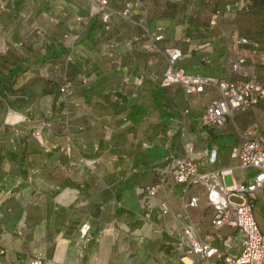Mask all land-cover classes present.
<instances>
[{
  "label": "crops",
  "instance_id": "crops-1",
  "mask_svg": "<svg viewBox=\"0 0 264 264\" xmlns=\"http://www.w3.org/2000/svg\"><path fill=\"white\" fill-rule=\"evenodd\" d=\"M131 1L129 18L110 17L107 35L118 53H101L105 34L92 17L65 65L72 83L66 96L58 92L55 76L65 54L59 38L78 28L74 14L86 13L83 3L14 0L0 11V192L15 184L0 204V264H27L35 251L40 264H226L217 254L193 257L175 247L178 226L188 222L222 252L239 251L235 227L211 226L203 185L190 184L183 192L182 184L167 179L153 195L144 188L167 163V152L215 148L213 162L204 153L196 158L198 170L234 169L228 150L238 139L237 126H256L251 116L261 115L264 103L232 110L219 127L201 125L198 116L215 90L185 94L179 84L160 86L150 78L135 89L137 75L159 72L164 57L154 52L148 62V53L126 50L122 42L140 29L135 19L145 9L148 30L163 26L162 43L190 34L176 66L222 77L240 52L264 76V36L254 48L233 43L235 15L215 16L202 0ZM122 3L109 1L114 8ZM8 41L20 43L4 49ZM203 54L207 63L200 60ZM67 139L69 146L60 150ZM41 144L51 147L44 151ZM190 196L195 202L183 207ZM161 200L168 207L164 214L158 212ZM82 222L89 225L84 236L78 230Z\"/></svg>",
  "mask_w": 264,
  "mask_h": 264
},
{
  "label": "built area",
  "instance_id": "built-area-1",
  "mask_svg": "<svg viewBox=\"0 0 264 264\" xmlns=\"http://www.w3.org/2000/svg\"><path fill=\"white\" fill-rule=\"evenodd\" d=\"M12 1L14 0H0V11L8 10ZM79 1L83 3L86 13L74 14L78 28L64 30L59 38V42L65 49V54L59 62L61 64H58L63 68L60 83L57 86V90L62 96L68 95L72 90L71 80L65 75V65L72 58L75 46L82 38L92 17L98 18L105 34L99 43L101 53L107 55L118 53L120 50L117 47V42L107 35L110 17L113 14H118L129 18V10L134 4L131 0H123L119 8H114L109 4L110 0ZM250 7V0H223L220 8L215 7L212 12L215 16L220 13L233 16L239 12H246ZM145 19L146 10L144 9L135 19L140 29L125 36L122 47L126 50L136 49L148 53V62L152 61L151 54L159 52L164 57V65L159 72L139 73L134 80L135 89L146 78L154 80L160 86L179 84L185 94L206 92L213 88L215 94L204 104L203 110L198 116L200 124L208 127L221 126L225 115L234 109H245L260 102L264 103V76L258 74L255 64L245 62L242 53H236L229 60L228 75L222 77L203 75L178 67L176 60L183 55L181 47L172 43H162L163 26L157 24L152 30H148L145 26ZM190 39V34H184L181 37L182 42H189ZM231 41L240 46L247 45L252 48L258 46L257 38L241 34L236 30L231 32ZM19 43L17 41L4 42L3 48L7 49ZM200 60L207 63L209 58L203 54ZM122 80L128 82V74H124ZM135 89L131 93L132 95L135 93ZM69 144L70 141L67 139L57 147L65 151ZM41 145L44 151H48L51 147ZM186 148L193 151L190 142L186 144ZM202 153L206 154L207 162H213L216 158L215 148L208 151L196 150L191 155L167 152L164 156L167 163L156 170L157 177L154 182L145 186V194L153 195L157 187L167 179L182 184L183 192L190 184L203 185L212 206L211 226L214 229H218L222 225L235 227L240 235L239 251L235 255L222 252L207 238L200 236L196 226L191 222L181 223L178 226L175 232V247L184 250L193 257L217 254L226 264H264V228H259L253 215V202L259 195L264 207V130L256 126L241 128L238 132V139L229 147L228 155L235 159L236 166L252 169L253 173L248 178L236 176L233 167L229 165L199 171L196 158ZM225 175L229 176L228 183L224 181ZM13 191V187L10 186L2 193L1 197L11 196ZM194 202L195 197L190 196L186 202L182 200V205L186 207ZM157 206L159 214H164L168 209L163 200L159 201ZM143 215H147V213L144 212ZM88 226L87 222L81 223L78 228L81 236L87 235ZM41 260L39 252H30L27 264H40Z\"/></svg>",
  "mask_w": 264,
  "mask_h": 264
},
{
  "label": "rangeland",
  "instance_id": "rangeland-1",
  "mask_svg": "<svg viewBox=\"0 0 264 264\" xmlns=\"http://www.w3.org/2000/svg\"><path fill=\"white\" fill-rule=\"evenodd\" d=\"M205 4L204 6L207 7V9H211V11H213V8L218 7L220 8V6L223 3V0H202ZM173 2V1H172ZM10 6V4H9ZM203 6V7H204ZM221 15H227V14H223L220 13L218 16ZM228 16V15H227ZM234 16V15H233ZM230 21V20H228ZM234 22V28L236 29V31H238L239 33L242 31H244L246 34L253 36L255 38L259 40H261V37L264 36V4H260V3H251V7L249 10H247L246 12H239L237 14H235V18L233 19ZM68 30V29H66ZM131 33V32H130ZM182 32L181 33H177L176 35H171V43L172 44H176L179 45L181 47V44L183 45L184 42L181 41V37H182ZM179 41V42H177ZM59 64V63H58ZM56 77L58 79H61V75L63 72V68L59 67V65H56ZM261 107V115H257L255 116V118H253V116H251V119L255 120L256 122V127L259 129L264 130V106H260ZM238 129H241L242 126H237ZM244 128V127H243ZM235 159L230 158V162L234 163ZM234 174L236 176L239 175H247L250 176L253 171L250 168H240L236 165H234ZM224 181L226 183L229 182V176L225 175L224 176ZM17 182V181H15ZM15 186V184H14ZM12 186V187H14ZM7 188H5L2 192H0V198H2V193L6 190ZM264 194V191H263ZM8 197H4L2 199H0V204H2L5 199H7ZM253 215L255 218V221L257 223V225L259 226L260 229L264 228V207L261 203V199H260V195L254 200L253 202Z\"/></svg>",
  "mask_w": 264,
  "mask_h": 264
},
{
  "label": "trees",
  "instance_id": "trees-1",
  "mask_svg": "<svg viewBox=\"0 0 264 264\" xmlns=\"http://www.w3.org/2000/svg\"><path fill=\"white\" fill-rule=\"evenodd\" d=\"M251 1V3L253 2V3H260V4H264V0H250ZM62 49H60L59 51H61ZM55 52H57V50L55 51Z\"/></svg>",
  "mask_w": 264,
  "mask_h": 264
}]
</instances>
